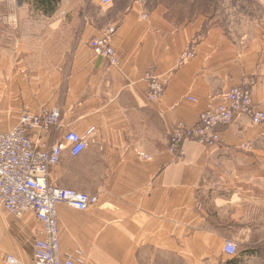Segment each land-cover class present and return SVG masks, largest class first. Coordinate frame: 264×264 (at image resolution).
I'll use <instances>...</instances> for the list:
<instances>
[{
  "label": "crops",
  "instance_id": "1",
  "mask_svg": "<svg viewBox=\"0 0 264 264\" xmlns=\"http://www.w3.org/2000/svg\"><path fill=\"white\" fill-rule=\"evenodd\" d=\"M68 1L4 0L0 18V131L40 106L61 108L57 136L96 127L80 155L64 151L50 170L52 184L99 198L87 210L58 205L62 252L81 248L82 264H264V124L239 114L222 145L168 150L177 123L195 125L243 80L264 110V0H113L84 11ZM109 27L117 66L88 45ZM190 44L196 56L178 66ZM150 70L170 78L157 102ZM40 230L33 212L0 208V264H34Z\"/></svg>",
  "mask_w": 264,
  "mask_h": 264
},
{
  "label": "built area",
  "instance_id": "2",
  "mask_svg": "<svg viewBox=\"0 0 264 264\" xmlns=\"http://www.w3.org/2000/svg\"><path fill=\"white\" fill-rule=\"evenodd\" d=\"M4 0H0L1 7ZM106 6L113 0H96ZM115 27H109L101 36L91 37L88 45L95 55L104 58L110 65L120 64L118 51L112 44ZM196 56V47L188 45L178 58V66ZM148 82V98L159 101L170 82L169 77L158 76L152 70L145 74ZM246 114L255 124H264V110L254 104L252 87L248 80L231 87L223 102L211 100L200 112L198 122L188 126L177 123L171 133L168 150L175 158L186 153L189 141L205 146L222 145L221 128L229 125L237 115ZM62 113L59 107H25L17 126L0 131V208L20 219L33 212L41 230L34 242V264H82L85 253L76 248L63 253L59 234L57 207L65 203L78 210H87L98 202V196L51 183L50 170L60 163L64 151L80 155L92 142L96 127L84 133L72 129L57 136L61 130ZM35 136H38L36 139ZM147 157L146 154H141ZM224 251L234 256L238 245L226 240ZM7 264H19L14 256L7 257Z\"/></svg>",
  "mask_w": 264,
  "mask_h": 264
},
{
  "label": "rangeland",
  "instance_id": "3",
  "mask_svg": "<svg viewBox=\"0 0 264 264\" xmlns=\"http://www.w3.org/2000/svg\"><path fill=\"white\" fill-rule=\"evenodd\" d=\"M24 1H26V0H24ZM22 2H23V0H22ZM78 1H71V0H69L68 1V3H66L65 2V6L64 7H68V8H79V9H81V10H88V9H92V10H96V9H102V7H104V6H100L99 4H98V1H96V0H83V1H80V2H78ZM20 4V2L19 3H15V6H17V5H19ZM62 4V2H61V0H57V4H56V7L57 8H60L61 5ZM24 7H27V6H24ZM34 7H37L35 4H34ZM36 19V17L35 18H29V19H25V20H28V21H32V20H35ZM192 100H194V99H192Z\"/></svg>",
  "mask_w": 264,
  "mask_h": 264
},
{
  "label": "trees",
  "instance_id": "4",
  "mask_svg": "<svg viewBox=\"0 0 264 264\" xmlns=\"http://www.w3.org/2000/svg\"><path fill=\"white\" fill-rule=\"evenodd\" d=\"M35 3L41 8L55 9L57 0H35Z\"/></svg>",
  "mask_w": 264,
  "mask_h": 264
}]
</instances>
